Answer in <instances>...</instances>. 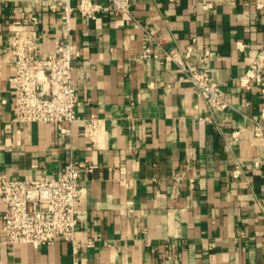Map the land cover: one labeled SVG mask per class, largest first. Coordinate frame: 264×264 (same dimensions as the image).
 I'll use <instances>...</instances> for the list:
<instances>
[{
    "label": "crops",
    "instance_id": "crops-1",
    "mask_svg": "<svg viewBox=\"0 0 264 264\" xmlns=\"http://www.w3.org/2000/svg\"><path fill=\"white\" fill-rule=\"evenodd\" d=\"M53 1L0 0V179L54 177L70 159L96 164L79 181L77 236L92 245L81 248L77 264H264V142L252 136L249 120L260 117L264 95L254 83L238 85L264 50V6L217 0L198 12L201 0H131L130 15L105 10L89 18L74 10L69 33L78 53L72 82L79 120L20 123L3 48L25 11L38 19L39 53L51 52L64 25L61 8L50 9ZM145 31L170 52L195 39L194 64L208 48L198 66L231 107L211 115L174 64L142 58ZM152 51L161 54L155 45ZM262 80L264 86V68ZM90 116L97 122L92 140L83 131ZM236 159L243 173L234 179ZM1 214L0 202V264H73L63 241L5 244Z\"/></svg>",
    "mask_w": 264,
    "mask_h": 264
},
{
    "label": "built area",
    "instance_id": "built-area-1",
    "mask_svg": "<svg viewBox=\"0 0 264 264\" xmlns=\"http://www.w3.org/2000/svg\"><path fill=\"white\" fill-rule=\"evenodd\" d=\"M25 2H39L40 0H14ZM71 0H55L50 9L61 8L63 29L62 37L57 39L54 48L47 54L38 51V35L35 15L20 11L12 24L15 29L9 34L3 52L14 70L9 82L13 92L12 105L14 120L20 123L56 122L71 124L78 121L76 108L80 101L73 86V61L78 55L70 40V14L75 10L81 16L93 18L98 12L110 10L114 14L130 15L131 0H107L102 4L95 0H76L74 6ZM217 0H201L195 10H212ZM255 6L260 9L264 0H255ZM27 25L28 28L23 26ZM136 25H139L136 22ZM146 46L141 54L142 58L159 59L160 62L172 63L175 70L181 73L189 82L193 90L203 100L211 115L215 111L230 108L220 84L211 79L207 69L200 68L210 56V50L205 48L196 53L197 64L190 61L194 54L195 39L184 49L177 48L174 52L167 51L160 46L154 34L144 32ZM155 45L161 54L152 51ZM238 49L244 45L236 43ZM264 68V50H260L249 66L238 77V85L248 89L252 83L262 86V70ZM206 121L211 116L203 118ZM252 124V136L264 142V109L259 118H249ZM84 136L92 140L97 135V122L94 116L83 120ZM64 131V130H63ZM65 132V131H64ZM239 131L230 134L227 146L230 147ZM258 166V161L254 162ZM96 164L86 160L70 159L63 166L62 171L54 177H37L29 180L0 179V202L2 204L1 231L5 244L20 243L52 245L63 241L70 246L73 264L83 246H91L92 241L83 244L77 236L79 203L82 200V188L79 185L81 174H90ZM242 162L236 159L231 172L232 178L242 176ZM181 177L174 176L178 181Z\"/></svg>",
    "mask_w": 264,
    "mask_h": 264
}]
</instances>
